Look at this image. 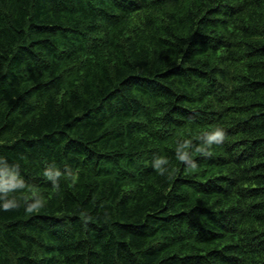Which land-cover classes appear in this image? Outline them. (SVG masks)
<instances>
[{"label":"trees","instance_id":"1","mask_svg":"<svg viewBox=\"0 0 264 264\" xmlns=\"http://www.w3.org/2000/svg\"><path fill=\"white\" fill-rule=\"evenodd\" d=\"M0 264H264V0H0Z\"/></svg>","mask_w":264,"mask_h":264},{"label":"clouds","instance_id":"2","mask_svg":"<svg viewBox=\"0 0 264 264\" xmlns=\"http://www.w3.org/2000/svg\"><path fill=\"white\" fill-rule=\"evenodd\" d=\"M224 139V132L222 130H216L214 133L211 134L210 136V141L214 140L215 142L219 143L222 142ZM181 160H185L186 157L185 156H181L180 157ZM9 207V205H4V208L7 209Z\"/></svg>","mask_w":264,"mask_h":264}]
</instances>
